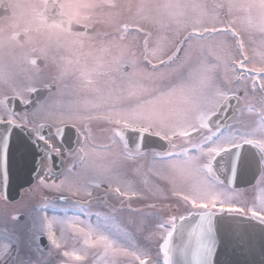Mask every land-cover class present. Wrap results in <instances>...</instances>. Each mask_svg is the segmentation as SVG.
<instances>
[{
    "label": "snow or ice",
    "instance_id": "1",
    "mask_svg": "<svg viewBox=\"0 0 264 264\" xmlns=\"http://www.w3.org/2000/svg\"><path fill=\"white\" fill-rule=\"evenodd\" d=\"M118 7L111 0H40L28 5L15 0L5 5L0 0V8L11 13L5 17L9 22L0 25V49L10 44L23 48L32 43L33 33L46 36L48 44L39 49L41 55L47 59L53 49L68 55L51 56L58 74L52 83H43L41 87L50 94L54 88L59 92L61 84L68 87L64 82L71 76L75 78L73 87L83 96L82 103L52 111L54 104L37 105L31 99L40 91L32 77H28V84L20 85L5 67H0L3 160L6 165L10 134L19 129L34 143L43 142L44 154L38 166L46 177L52 168L45 170L44 162L51 165L53 154L62 156V148L51 142V136L54 134L63 145L65 130L71 127L75 130L76 147L63 151L77 155L92 176L85 183L66 178L59 184H48L38 176L39 184L57 192L90 197L89 185L100 188L106 182L110 192L131 199L142 193L130 184L121 188L113 168L99 166L95 160L101 153L106 157L118 145L124 160L135 162L138 157L148 156L143 151L145 138L156 137L166 142L167 150L152 152L151 170L172 185V195L183 201L185 213L160 220L157 230L146 237L156 241V259L150 250L131 241L128 232L108 216L103 217L102 225L93 226L79 217L40 215L27 248L29 252L42 253V248L32 245L40 236H46L63 256L76 261H86L88 250H93L97 255L111 257L103 264H121L122 259L126 264H215L218 232L227 219L225 213L264 226V54H259V60L250 58L244 39L247 33L249 41L254 42L259 33V43L264 48V0H219L211 5V11L203 0L141 2L135 5L131 26L121 23V14L115 11ZM126 7L131 11L133 6ZM21 8H27V13L19 14ZM95 24L115 26V32L90 31ZM129 36L133 40L139 37L141 43L134 46ZM22 60L34 68L37 65V60L27 53ZM126 68L131 71H125ZM257 91L262 105L257 113L258 127L233 131L228 123L235 119L234 114L229 116L231 102L235 100L239 110L242 100ZM17 101L21 111L15 110ZM248 110L251 112L252 108ZM92 121L112 126L111 145L101 148L90 142ZM44 129H48L47 136ZM129 133L135 134L132 148ZM245 145L257 150L262 166L257 182L260 194L250 205L238 201L230 187L218 189L222 181L214 168L218 163V170L224 171L227 161L234 177L240 150ZM157 164L159 170L155 168ZM74 168L75 165L69 168L70 174ZM134 171L141 173L140 167ZM178 182L185 188L177 187ZM144 183L147 184L146 179ZM156 191L160 189L157 187ZM79 208L90 215L85 205ZM96 215L99 218L100 214ZM109 228L111 232L106 234ZM77 237L83 238L84 250H65L68 240L75 241ZM15 240V256L10 244H0V264H9V260L11 264H36L30 256L20 257L21 241L19 237Z\"/></svg>",
    "mask_w": 264,
    "mask_h": 264
},
{
    "label": "flooded vegetation",
    "instance_id": "2",
    "mask_svg": "<svg viewBox=\"0 0 264 264\" xmlns=\"http://www.w3.org/2000/svg\"><path fill=\"white\" fill-rule=\"evenodd\" d=\"M120 21L121 23H124V17H122V14L120 15ZM92 30L114 32V27L95 24ZM11 46H14L16 50L22 49L26 53L29 51L27 44L23 48L13 44H10L7 47ZM30 48L31 50L33 49V47ZM36 49L37 51L30 52L32 54L40 53L39 49L41 48L38 47ZM125 71H131V69L126 68ZM70 79L72 78H67L64 83L67 84ZM44 102H46V100ZM75 102L76 101L65 102L60 100L57 104L62 106L61 110H66L70 106H75ZM242 110L243 108L240 110L236 119L232 122L230 120L228 121V123L232 125L233 131H236L237 120L242 117ZM239 127L242 128V124ZM89 128L92 130L90 141L92 144L101 148L105 145H111V125L104 121H92L89 124ZM75 139V132H71L69 136L65 137V141L70 144V147L68 148L66 143L61 145L55 135L51 137V142L62 148V156L54 163L52 162L51 165L46 161L45 167L48 169L51 166L52 171H55L60 164V158H62L64 170L58 176L53 175L51 172L50 175L43 177L48 180V184H51L53 181L59 184L61 180H65L66 178L68 181L85 183L89 177L92 176L93 173L91 170H85L77 155H69L66 151H63V149L66 148L74 149L76 147L74 143ZM135 143L136 142L134 141V144ZM165 147L166 145L163 146V149H165ZM130 148H132V146H130ZM153 151L163 152L165 150L159 151L154 149L145 151L148 153L147 157H138L137 160L133 162L131 160H124L123 156L120 155L121 149L117 145L112 147L111 153L106 157L101 153V157L96 158L95 163L102 167L113 168L114 173L118 176V182L121 188L128 187L130 184L133 189L141 193V173L137 174L134 169L137 167H140L141 169L142 164L146 163L144 161L145 158L149 159L148 163L150 164V169H152L151 154ZM142 158L144 159L143 161H141ZM73 165H75V168L70 174L68 170L69 168H72ZM77 174L80 175L78 176ZM154 176L155 175L151 170L150 186L153 191H151L148 200H145L144 203H141V196H133L131 199L117 196L115 193L108 190L106 182L101 185V191H97V188L89 185L90 190L92 191V196L90 197L83 194L72 195L68 191L57 192L40 185L39 181L30 189L24 190V197L18 202H8L6 196L0 191V244H10L12 255L15 256L17 250L15 237H19L21 241L20 257L26 258L30 256L36 264H103L105 260L111 259V257H104L102 254L97 255L93 250H88L89 254L86 261H76L63 256L61 251L55 249L50 244L46 236H40L39 240L32 245L33 248L37 245L42 248L44 250L42 253L29 252L27 243L33 235V225L37 222V217L40 215H48L49 217L57 216L60 218L79 217L80 220L90 222L93 226H96L98 223L102 225L104 223L103 217L108 216L114 218V222L124 228L129 235L145 233L148 236L151 232L157 230L156 225L160 220L167 219L172 214L179 216L185 213L183 201L179 200V197L172 195V192L166 189V181L163 180V183L160 185L167 192H170L171 195H164L159 191L160 196H157L156 183L159 184V182L156 181L155 183L154 180L156 179L153 180ZM260 178L261 176L259 177V180ZM62 196L66 197V199H61ZM70 199H73L75 202H70ZM43 204H53V207H43ZM79 205H85L86 211L90 215L86 216L85 213L80 210ZM150 205H155V207H150ZM97 213L100 214L99 218L96 215ZM141 216H143V218H141ZM13 217H17L18 219H13ZM143 219L145 222H143ZM110 232V228L106 230V234ZM57 236H59V232H57ZM69 236H71V233H69ZM41 238L45 239L42 240ZM120 242L126 245L125 240H121ZM151 242L157 245L155 239L151 240ZM73 248L78 252L84 250L85 246L83 244V238L77 237L75 241L69 239L65 250L71 251ZM9 264H11L10 260ZM121 264H124L123 259Z\"/></svg>",
    "mask_w": 264,
    "mask_h": 264
},
{
    "label": "rangeland",
    "instance_id": "3",
    "mask_svg": "<svg viewBox=\"0 0 264 264\" xmlns=\"http://www.w3.org/2000/svg\"><path fill=\"white\" fill-rule=\"evenodd\" d=\"M5 1L6 0H3V2ZM203 1H207L208 3L207 2L205 3H207L209 6H211V4L215 2H219V0H209V1L203 0ZM15 2L21 5H28L32 3H39L40 0H15ZM111 2L119 6L115 11L120 12V14H122V17H124V23H128L131 26L134 22V17L136 13L135 5L141 2L156 3L158 2V0H111ZM129 4L133 6L131 11H129L128 8L126 7ZM27 11H28L27 8H21L18 10V13L23 15L26 14ZM96 11L99 12L100 10H96ZM105 11L108 10L105 9ZM8 22L9 21L7 19L1 20L0 25H6ZM113 27L115 32V26ZM245 35L247 40L249 41L247 33H245ZM129 41L132 42L134 46L139 45L141 43L140 39L137 37L135 38V40H133V38L129 36ZM229 41L231 42V39H229ZM259 41H260L259 33H256L254 37V42L249 41L248 45L246 46L250 58L259 60V54H264V48H261ZM47 44H48V40L46 39V36L33 33L32 43L27 44V47L29 49V53L27 54H29L33 58L32 54L30 53V51H32L30 47L45 48ZM22 52L23 50H16L14 46L0 49V67H5V70L11 73L12 78L20 85L28 84L30 82L28 77H32L33 78L32 82L36 83L37 87H41L43 83H52L53 77L57 76L58 74V70L56 66L52 63L51 56L57 55V57H59V55H68L67 53H63V52L56 53L54 49L51 50L49 53V57L47 59L44 56H42L46 60V67L43 70H39L37 66L34 68L31 64L22 60V56L25 54ZM34 59H37V57L34 56ZM21 69H23V71H21ZM229 75H231V73H229ZM74 82H75V78L67 82L68 87H64V85H61V90L59 92L50 94L46 102H48L50 105L52 104L55 105V108H53L52 111L55 112L62 111L61 110L62 106L57 104V102L60 100L65 102L76 101L75 105L77 103H82L83 96L82 94L78 93L73 87ZM240 94L243 96L242 92ZM260 101H261V94L259 91L255 93H250L249 97L245 100L246 106L245 109L243 110L242 113L243 115L239 120H237V125H236V129H237L242 124V128H240V132L251 131L252 129L256 128V123L257 124L260 123L259 117L258 115H256V111L257 110L260 111L262 107ZM249 107L252 108L251 112H249L248 110ZM243 122L253 123V124H247ZM91 132L92 130L90 129V133ZM143 160L144 159L142 158L141 161ZM144 161L146 163L142 164L141 166V183H142L141 185L142 196L140 197L141 203H144L145 200H148L151 191H153V189H151L150 186L151 169H150V164L148 163L149 159L145 158ZM159 168L160 166L157 164L156 170H159ZM145 179L147 180V184L144 183ZM153 180L155 181V183L156 181L159 182V184L156 183V189L158 187L164 195H171L170 193L172 188L171 184H169L166 181V189L170 191L167 192L160 185L161 183H163V180H160L157 175L153 177ZM177 187L183 189L185 188V185L178 182ZM218 189L227 190L228 188L221 183L220 185H218ZM98 190L101 191L102 188L101 187L97 188V191ZM234 192L237 194L238 201L245 202L248 204L252 203L253 199L255 197H258L260 194L258 186H256L255 189H252L250 191H240V192L234 191ZM157 196H160L159 191L157 192ZM141 218H143V216H141ZM143 222H145L144 219ZM146 237L147 235L145 233H141L139 235H129V239L131 241H133L137 246H139L142 249L150 250L152 258L156 259L157 245L147 240ZM125 242H126V246L131 247V245L128 244L127 241ZM160 258L162 260V254ZM124 264H126L125 260H124Z\"/></svg>",
    "mask_w": 264,
    "mask_h": 264
},
{
    "label": "water",
    "instance_id": "4",
    "mask_svg": "<svg viewBox=\"0 0 264 264\" xmlns=\"http://www.w3.org/2000/svg\"><path fill=\"white\" fill-rule=\"evenodd\" d=\"M10 15V12H5L0 9V17ZM78 28L79 26L74 25ZM41 64V62H40ZM46 91L40 90L34 94V100L45 98ZM235 105L237 102H233ZM17 106V104H16ZM46 134L48 129H44ZM4 135L3 126H0V166L10 168H21L22 171L18 174V179L7 176V183L15 185L20 184L17 189L10 190L8 198L10 201H16L22 198L21 190L31 187L37 180L41 170L36 167V172L33 168L37 165V144L27 135L26 132H21L19 129H14L9 138V150L7 164L3 160V143ZM145 142L154 143L153 137H146ZM154 145H151L152 148ZM248 146H244L240 150L243 153ZM40 152V149L38 150ZM235 151V150H234ZM41 154V153H40ZM42 156V154H41ZM40 160V158H39ZM220 158L217 157V161ZM217 169V175L226 184L231 181V186L236 188L249 187L255 183L258 175H254L251 180L239 181L236 176L245 175L242 168H237L236 174L233 177L227 161L225 162L224 171H219V164H214ZM16 193L17 195L12 194ZM10 196V197H9ZM227 217L226 221L220 227L218 232V246L214 256L215 264H264V226L255 221L241 219L239 217ZM219 218V217H218Z\"/></svg>",
    "mask_w": 264,
    "mask_h": 264
}]
</instances>
